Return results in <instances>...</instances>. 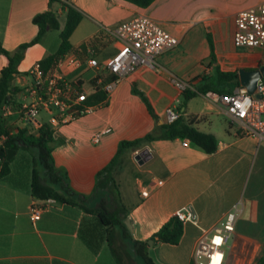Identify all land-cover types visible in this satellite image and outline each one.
Wrapping results in <instances>:
<instances>
[{
	"label": "crops",
	"instance_id": "obj_1",
	"mask_svg": "<svg viewBox=\"0 0 264 264\" xmlns=\"http://www.w3.org/2000/svg\"><path fill=\"white\" fill-rule=\"evenodd\" d=\"M258 1L152 0L138 6L127 0H0V44L8 50L34 36L37 25L32 16L36 13L50 10L58 22V28H47L25 48L17 65L21 72L13 78L19 89L0 106V122L8 132L25 124L22 104L34 97L27 70L57 48L67 4L81 13L66 51L80 64L57 68L68 84L63 98L70 100L78 91L87 95L101 89L110 79L103 63L118 46L109 31L113 26L138 13L155 18L178 42L158 54L153 66L140 65L119 76L103 101L91 104L90 112L55 123L49 121L54 111L41 107L38 112H46L48 119L37 115L36 124L48 121L53 126V164L65 172L72 189L87 194L94 186L95 172L113 155L117 141L141 136L154 124L144 100L132 87L143 93L157 116L156 123L163 121L165 106L175 107L199 130L213 133L216 148L206 152L176 136L151 138L122 154L112 174L127 208L131 237L146 239L170 214L188 208L195 221H182L176 243L152 241L146 248L151 259L161 264H188L201 229L220 225L234 211L227 264H251L261 240L260 226L255 220L250 228L241 222L248 179L264 163V143L237 132L217 92H197L180 105L183 89L174 85L171 76L194 89L200 84L199 76L210 74L213 65L232 70L264 63L261 48H236L231 38L234 12ZM90 57L97 60V66L86 63ZM4 62L0 53V67ZM142 149H146L145 158L138 162L134 155ZM30 169V150L17 148L8 161V171L0 177V264H117L106 242L105 225L96 215L76 205L32 196ZM157 179L161 182L156 183ZM31 202L42 206L36 219L29 216Z\"/></svg>",
	"mask_w": 264,
	"mask_h": 264
},
{
	"label": "trees",
	"instance_id": "obj_2",
	"mask_svg": "<svg viewBox=\"0 0 264 264\" xmlns=\"http://www.w3.org/2000/svg\"><path fill=\"white\" fill-rule=\"evenodd\" d=\"M138 6H145L152 0H127ZM81 17L79 10L67 4L64 21L59 28V42L57 48L41 56L37 61L43 70H46L54 60L70 47L69 35ZM32 22L37 25L34 36L29 40L20 42L13 50H8L0 44V53L5 56V62L0 67V106L11 100L13 93L19 88L13 83L15 74L20 73L17 65L23 56L25 48L36 42L39 36L47 28H58V22L54 13L43 10L32 16ZM209 57L214 59L211 39L208 36ZM113 74L109 78H112ZM200 84L194 89L182 90V101L193 96L197 92L211 90L217 93L229 92L238 84L237 69L221 70L216 65L212 66L210 74L199 76ZM132 91L140 95L149 112L154 118L152 128L141 136L117 141L116 149L109 160L95 172L94 186L85 194L77 192L70 187L65 172L53 164L51 154V140L53 126L48 121L30 124L25 123L8 132L0 122V133L5 136L0 141V177L8 171L6 159L7 149L26 148L31 153V169L29 191L34 197L44 199L50 197L58 202L68 203L80 207L85 212L96 215L98 220L105 225V237L109 251L117 264H161L154 261L147 254V239L167 243H176L182 233V220L174 213L170 214L146 239H135L124 224L127 208L120 200L117 183L112 174V169L118 163L122 154L132 150L143 141L151 138H173L176 136L187 138L193 145L206 152H212L216 148V137L211 132L199 130L192 124L190 118L182 112L172 121L156 123L157 116L145 99L143 93L134 87ZM105 93L96 89L82 100L83 104H95L103 101ZM94 200L90 204V200ZM257 261V260H256ZM256 261L252 264H256ZM259 263V262H258ZM188 264H193L192 260Z\"/></svg>",
	"mask_w": 264,
	"mask_h": 264
},
{
	"label": "built area",
	"instance_id": "obj_3",
	"mask_svg": "<svg viewBox=\"0 0 264 264\" xmlns=\"http://www.w3.org/2000/svg\"><path fill=\"white\" fill-rule=\"evenodd\" d=\"M61 1L67 3V0ZM109 31L118 42V46L103 63V66L113 74L112 78L101 84V89L106 95L112 90L119 76L140 65L153 66L158 54L178 42V37L163 28L158 20L143 13L121 20ZM231 38L236 48L264 49V0L241 7L234 12ZM86 63L89 66H97L94 57L87 58ZM79 64L80 60L64 52L46 70L40 67L38 61L28 68L34 97L30 102L22 104L25 123L35 124L41 107L54 111L49 121L55 123L92 110L93 105L82 103L85 98L83 92H76L71 100L63 98L68 84L57 68L60 65ZM171 81L180 90L187 86L186 82L175 76H171ZM216 96L228 120L235 125L239 134L252 136L257 143H264V77L257 79L251 93L237 85L231 91L217 93ZM163 113L167 122L179 115L178 109L171 105L165 106ZM4 136L0 133V141ZM160 182V179L156 180V183ZM44 200L48 202L53 199L46 197ZM41 208V205L31 202L28 205L30 218H38ZM175 214L182 221L184 219L195 221L188 208L178 210ZM234 216L235 212L230 211L220 225L201 229L191 252L193 264H227L228 258L224 248L228 247Z\"/></svg>",
	"mask_w": 264,
	"mask_h": 264
},
{
	"label": "rangeland",
	"instance_id": "obj_4",
	"mask_svg": "<svg viewBox=\"0 0 264 264\" xmlns=\"http://www.w3.org/2000/svg\"><path fill=\"white\" fill-rule=\"evenodd\" d=\"M262 50L264 52V49ZM262 60L264 61V55L262 57ZM37 115L42 116L45 120L48 119V114L43 110L38 112ZM260 167L261 169L256 172L253 171L248 179V183L245 189L246 200L241 222L246 227L250 228V224L253 220H255L260 226L259 228L261 240L259 246L256 248L251 264L256 260V264H264V163ZM224 252L226 255V247L224 248Z\"/></svg>",
	"mask_w": 264,
	"mask_h": 264
},
{
	"label": "water",
	"instance_id": "obj_5",
	"mask_svg": "<svg viewBox=\"0 0 264 264\" xmlns=\"http://www.w3.org/2000/svg\"><path fill=\"white\" fill-rule=\"evenodd\" d=\"M237 75H238V82L241 87L244 88V90L248 93H251L256 85V81L259 77H264V63L258 64L252 68H245L243 66H240L237 68ZM161 119L158 120L160 122ZM145 152L146 149H142L134 155V158L138 162H142V160L145 158ZM14 153V149H7L6 150V159H9L12 154ZM124 224L127 226V228L130 230L131 225L128 217H125L123 219ZM148 243L152 242V239H147Z\"/></svg>",
	"mask_w": 264,
	"mask_h": 264
}]
</instances>
